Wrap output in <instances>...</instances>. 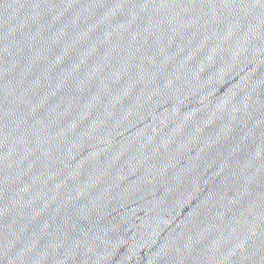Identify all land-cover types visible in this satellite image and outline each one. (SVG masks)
Segmentation results:
<instances>
[{
	"label": "water",
	"instance_id": "obj_1",
	"mask_svg": "<svg viewBox=\"0 0 264 264\" xmlns=\"http://www.w3.org/2000/svg\"><path fill=\"white\" fill-rule=\"evenodd\" d=\"M0 264H264V0H0Z\"/></svg>",
	"mask_w": 264,
	"mask_h": 264
}]
</instances>
